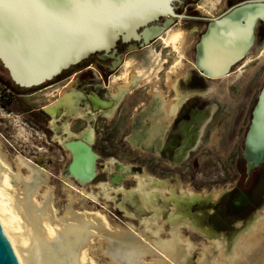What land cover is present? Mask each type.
<instances>
[{"label": "rangeland", "instance_id": "1", "mask_svg": "<svg viewBox=\"0 0 264 264\" xmlns=\"http://www.w3.org/2000/svg\"><path fill=\"white\" fill-rule=\"evenodd\" d=\"M243 1L246 0H178L175 2L176 12L184 15L181 21L182 27L188 32L184 42V54L180 55L172 46L166 47L159 39L162 34L149 44L160 54L159 62L153 65L158 71L157 74L151 80L147 79L134 86L125 95L112 117L105 116L101 111L97 114L94 123L96 137L93 144V151L97 157L95 164L97 176L92 183L85 186L86 192L82 191L84 187H77V191L75 190L72 196L66 191L69 183H66L67 181L61 175L68 174L71 158L69 152L53 140L55 134L51 126L52 116L45 110V106L58 101L64 91L71 86L82 88L83 79L89 77L95 78L94 81L89 82L101 85L99 94L103 96L106 91L103 86H108L114 75L116 77L124 74L130 76L133 71L130 62L132 63L133 60L142 62L149 45L132 51L126 50L125 60L116 70L104 72L93 62L91 65L96 75L92 70L83 68V72H68L60 80L58 77L29 88L14 84L8 70L0 64L1 155H5L4 158L9 161L15 172L18 170L17 155L20 154L29 159L43 158L37 160L39 163L37 165L42 166L41 169L45 174L50 175L52 180H49L48 186H43L40 193H44L47 189L52 191L53 203L59 202L54 205V208L58 210L59 220L66 213V215L69 214L70 206L77 214L92 213L97 223L99 220L103 223H99L104 228L96 231L93 245L89 247V252L87 251V256L92 257L96 264L123 263L116 257L117 253L111 254V252L116 251L120 241L127 240L126 233L136 236L145 249H152V252L150 249L143 258L146 264H157V262L178 264L176 260L166 262V259L156 255L153 250L157 248L156 238L152 235V230H145L142 221L152 218L154 211L148 208L149 211L146 208L139 209V204L134 202L130 195L131 191L137 187L134 176L138 173L147 172L161 179L170 178L178 195L181 194L182 188H192L197 192L206 190L207 194L215 193L211 200L191 206L192 215L202 216L199 219V225L207 229L209 233L205 236L195 230H183L194 246L187 261L188 264H199L205 259H207L206 264H225V249L233 245V242H230L231 237L243 233L257 215L264 216V164L251 173H247L243 155L244 140L251 122L252 110L264 83L263 27L258 24L255 44L245 59L232 68L231 71L234 73L230 77L231 81L205 77L193 67L195 44L205 31L208 22ZM178 22L177 18L172 25ZM175 66H177L176 70L171 72ZM101 73L105 83L100 76ZM186 74H189L188 78L185 77ZM169 78L178 79L180 87L184 90L203 89L215 83L218 92L226 93L225 95L230 99V102L219 104V113L209 114L203 129L202 142L193 148L185 159L176 164H172L168 156L158 155L146 148L135 146L129 140L136 120L139 119L143 124L149 121L147 117H143L142 113L154 99L156 88L154 82L157 83V87L163 92L165 98L175 95V92L168 87ZM88 85L89 83H86L85 87L87 88ZM91 88L94 90V87H88V89ZM187 99L183 113L189 108L203 109L218 101L216 97H203L196 92L189 95ZM183 113L180 114L177 122ZM186 115L185 118L188 119L189 116ZM62 122L59 118L57 124L62 126ZM86 125V121L75 119L72 122V129L80 132ZM112 158L115 159L116 164L110 162ZM121 164L122 169L116 168ZM22 173L25 175L26 171L23 170ZM158 204L163 205V199H159ZM167 218L168 215L165 212L156 221L162 225L158 235L160 239H166L169 236L171 226L166 222ZM0 225L15 252L1 221ZM152 227L156 229L154 224L151 225ZM217 239L219 242L216 241ZM15 254L18 258L16 252ZM112 256H115V262ZM153 259L157 262L153 263Z\"/></svg>", "mask_w": 264, "mask_h": 264}, {"label": "bare ground", "instance_id": "2", "mask_svg": "<svg viewBox=\"0 0 264 264\" xmlns=\"http://www.w3.org/2000/svg\"><path fill=\"white\" fill-rule=\"evenodd\" d=\"M182 18L183 16L179 17V22L170 26L159 38L166 47L172 46L180 55L184 54V42L188 35L182 27ZM159 57L160 54L154 50L152 45H149L142 62L135 60L130 62L133 66L130 76L128 74L121 77L114 75L109 85L103 86L106 90L103 96L99 94L101 85L97 86L96 90L71 86L64 91L58 101L45 106V110L52 116L51 126L55 134L53 140L61 144L69 152L71 158L68 174H61L62 178L64 177L67 181L66 183H69L66 184L67 187L64 186L70 196L75 193V190L77 191V187H84L82 191H85V186L92 183L97 176L95 170L97 157L93 151L96 137L94 123L97 114L101 111L105 116L112 117L125 95L134 86L147 79L151 80L157 74L158 71L153 65L159 62ZM176 67H173L171 72H174ZM193 67L198 70L195 62H193ZM233 73L234 71H231L224 76L210 78L230 80ZM200 74L209 77L202 72ZM185 77L188 78L189 74ZM154 84H156L154 99L142 113L143 117H147L149 121L143 124L139 119L136 120L129 140L135 146L146 148L158 155L168 156L171 163L176 164L185 159L188 153L202 142L203 129L209 114L219 113V104L230 102V99L225 95L226 93L218 92L215 83L203 89L184 90L180 87L178 79H170L168 87L175 92V95L170 98H165L163 92L157 87V83L154 82ZM193 92L203 97H216L218 101L215 100V103L203 109H191L189 106V109L183 113V107L188 101L187 97ZM181 113H183L182 117L177 122ZM186 114L189 116L188 119L185 118ZM59 118L63 121L62 126L57 124ZM75 119H82L87 123L80 132L72 129V122ZM1 152L0 221L9 235L21 264H96L91 259L92 257L87 256V253L89 247L93 245L96 231L104 228L99 224L102 222L99 220L97 223L92 213L77 214L70 206L69 214L66 215V213L59 220L58 210L54 208V205L59 202L53 203L52 191L47 189L44 193H40L43 186H48L49 180H52V177L41 169L42 166L37 165L39 164L37 160L43 158L29 159L20 154L17 155L18 170L15 172ZM110 162L117 163L113 158ZM122 167L121 164L116 168L122 169ZM23 170L26 171L25 175L22 173ZM134 177L137 187L131 191V197L139 204V209L148 208L154 211L152 218L142 221L145 230H152V235L156 238V245H154L157 246V250H153L156 255L166 259V262L176 260L178 264H186L194 246L183 230H195L205 236L209 233L207 229L199 225V219L202 216L192 215L191 206L211 200L215 193L207 194L206 190L197 192L192 188H182L181 194L178 195L170 178L161 179L147 172L138 173ZM159 199H163V205L158 204ZM165 212L168 215L166 222L170 224L171 230L166 239H160L158 235L162 230V225L156 221ZM153 224L156 229L151 228ZM126 237V241L119 242L118 239L119 244L116 245V251H112L111 254L117 253L115 255L123 262L122 264H144L146 261L143 262V258L151 248L145 249V246L139 243L140 240L132 234L126 233ZM230 242H233L232 247H225V264H261L264 262V216L257 215L243 233L231 237ZM206 260L199 261V264H206ZM113 261L115 262V258ZM154 262L157 261L153 259Z\"/></svg>", "mask_w": 264, "mask_h": 264}, {"label": "water", "instance_id": "3", "mask_svg": "<svg viewBox=\"0 0 264 264\" xmlns=\"http://www.w3.org/2000/svg\"><path fill=\"white\" fill-rule=\"evenodd\" d=\"M178 0H86L69 6L43 0H6L0 19V64L11 79L24 88L52 80L67 68L102 52L114 56L119 39L129 42L127 51L149 45L175 19ZM166 17L155 30L150 23ZM264 23V0L240 2L212 18L195 44V64L209 77H221L245 59L256 40V27ZM144 38L137 45L132 40ZM121 55H118L121 61ZM246 171L264 164V83L252 110L244 140ZM0 264H20L0 225Z\"/></svg>", "mask_w": 264, "mask_h": 264}, {"label": "flooded vegetation", "instance_id": "4", "mask_svg": "<svg viewBox=\"0 0 264 264\" xmlns=\"http://www.w3.org/2000/svg\"><path fill=\"white\" fill-rule=\"evenodd\" d=\"M175 9L177 10V7H175ZM166 17H162L160 18L159 20L157 21H154L152 23H150V26H153V28L155 30H158L160 29L161 27L164 26V23L166 22ZM177 19H175L176 21ZM175 23V22H174ZM258 24H261V26L263 27V31H264V23L263 22H259ZM257 24V26H258ZM256 35H257V27H256ZM144 41V38H141L139 40H132L131 42L132 43H135L137 45H140L141 42ZM128 44L129 42H124L122 39H119L117 41V45H116V48H117V51L115 52L114 56H109L105 59H102L99 57V55L102 53V52H94L92 54H90L86 59L80 61L79 63L75 64V67L72 69V68H67L65 69L64 71H62L59 75H57L56 77L53 78L56 79L59 77V80L60 78H62L66 73L68 72H77V71H80V72H83V68H86V70L90 69L93 71V67H92V63L95 62L96 65L101 68L104 72H107L109 70H116L125 60V51L128 47ZM119 54H122L121 55V61H120V58H118V55ZM93 74L96 75V72L93 71ZM101 78L103 80V82L105 83V79L101 73ZM90 80L94 81L95 78H88V79H83V86L82 88L85 89V90H88V87L86 88V83H89V86L90 87H94V89L99 86L100 84H97V83H92V82H89ZM58 81V80H57ZM57 81H54V82H57ZM82 82V81H81ZM13 83L15 84V82L13 81ZM100 93V91H99Z\"/></svg>", "mask_w": 264, "mask_h": 264}, {"label": "snow or ice", "instance_id": "5", "mask_svg": "<svg viewBox=\"0 0 264 264\" xmlns=\"http://www.w3.org/2000/svg\"><path fill=\"white\" fill-rule=\"evenodd\" d=\"M6 2V0H0V19H2L4 15V8L3 5ZM34 2L38 4H42L43 0H34ZM53 3H64L71 6H76L78 7L79 5L83 4L86 2V0H52Z\"/></svg>", "mask_w": 264, "mask_h": 264}, {"label": "trees", "instance_id": "6", "mask_svg": "<svg viewBox=\"0 0 264 264\" xmlns=\"http://www.w3.org/2000/svg\"><path fill=\"white\" fill-rule=\"evenodd\" d=\"M4 67V66H3ZM16 84V83H15ZM17 85V84H16ZM18 87H21V86H19V85H17ZM22 88H24V87H22Z\"/></svg>", "mask_w": 264, "mask_h": 264}, {"label": "crops", "instance_id": "7", "mask_svg": "<svg viewBox=\"0 0 264 264\" xmlns=\"http://www.w3.org/2000/svg\"><path fill=\"white\" fill-rule=\"evenodd\" d=\"M179 135V134H178Z\"/></svg>", "mask_w": 264, "mask_h": 264}]
</instances>
